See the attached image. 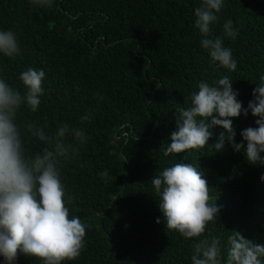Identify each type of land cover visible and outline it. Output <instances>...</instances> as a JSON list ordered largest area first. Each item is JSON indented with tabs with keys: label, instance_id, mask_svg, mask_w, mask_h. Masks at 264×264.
<instances>
[{
	"label": "trees",
	"instance_id": "16d2710c",
	"mask_svg": "<svg viewBox=\"0 0 264 264\" xmlns=\"http://www.w3.org/2000/svg\"><path fill=\"white\" fill-rule=\"evenodd\" d=\"M201 0H53L40 7L30 0H0V30L16 33L21 49L15 59L0 53V77L25 91L20 73L45 71V94L37 112L22 106L20 120H35L52 136L63 123L83 127L90 137L80 155L62 169L61 181L74 197L72 215L91 225L80 257L63 264H191L192 244L221 237L222 261L227 237L238 231L264 244V164L248 162L244 149L225 141L164 155L176 130L175 110L187 108L201 80L232 79L237 99L247 108L264 75V0H225L211 27L237 61L235 71L213 62L195 27ZM231 19L235 40L223 36ZM249 111L232 118L235 141L257 127ZM46 145L26 140V150ZM264 155V153H261ZM177 162L192 163L210 186L209 203L221 206L215 223L200 238L186 239L166 228L152 177ZM107 170L105 182L99 173ZM113 196L117 199L113 201ZM157 218L160 222L157 223ZM262 264H264V258ZM0 264H4L0 256ZM15 264H43L19 254Z\"/></svg>",
	"mask_w": 264,
	"mask_h": 264
},
{
	"label": "clouds",
	"instance_id": "9594fccd",
	"mask_svg": "<svg viewBox=\"0 0 264 264\" xmlns=\"http://www.w3.org/2000/svg\"><path fill=\"white\" fill-rule=\"evenodd\" d=\"M40 7H51L53 0H30ZM225 0H201L195 9V27L202 36L200 46L207 50L211 60L230 71L237 61L226 47L222 36L214 35L211 25L218 20ZM238 30L228 19L223 24V36L235 40ZM21 49L16 33L0 30V53L15 59ZM45 71L29 67L19 75L25 91L22 93L0 77V256L4 264H15L19 254L38 258L43 264H63L77 260L85 248L86 232L90 224L72 215L70 205L74 197L65 190L61 181L63 167L80 155L82 146L90 137L83 122L93 113L81 116V126L63 123L52 136L35 120H20L22 106L37 112L45 94ZM247 108L237 99L238 91L232 79L221 76L211 84L201 80L198 91L190 96L187 108L175 110L176 130L164 155L185 150H199L209 145L216 126L219 133L213 144L215 151L223 149L227 140L234 150L244 149L249 163L264 164V75H260ZM249 111L257 127L241 131L243 143L235 141L236 131L232 118L245 116ZM35 138L46 145L34 153L26 150V140ZM107 182V170L99 173ZM264 179V177H262ZM151 183L166 228L175 230L186 239L200 238L208 224L215 223L221 206L209 203L210 186L203 173L192 163L177 162L156 173ZM117 196H113V201ZM160 220L157 218V223ZM226 260L222 261L221 237L210 236L192 244L191 264H262L264 244L246 239L238 231L227 237Z\"/></svg>",
	"mask_w": 264,
	"mask_h": 264
}]
</instances>
